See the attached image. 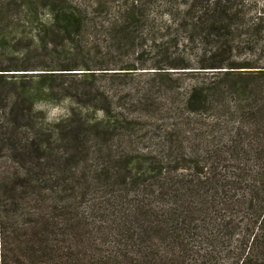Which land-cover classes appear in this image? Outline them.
<instances>
[{
	"label": "trees",
	"instance_id": "obj_1",
	"mask_svg": "<svg viewBox=\"0 0 264 264\" xmlns=\"http://www.w3.org/2000/svg\"><path fill=\"white\" fill-rule=\"evenodd\" d=\"M230 3L123 0L107 26L97 0L27 3L51 17L38 21L44 48L105 33L131 48L151 8L170 17L147 25L153 46L164 30L204 48L194 65L154 72L164 103L148 113L143 99L82 84L136 69L39 70L0 39V264H264V64L233 58L243 18ZM263 32V16L246 23ZM172 73L194 82L184 96ZM64 99L76 108L56 121L36 110Z\"/></svg>",
	"mask_w": 264,
	"mask_h": 264
},
{
	"label": "rangeland",
	"instance_id": "obj_2",
	"mask_svg": "<svg viewBox=\"0 0 264 264\" xmlns=\"http://www.w3.org/2000/svg\"><path fill=\"white\" fill-rule=\"evenodd\" d=\"M101 9V19L105 26L109 22L118 20L121 13L123 0H97ZM31 0H15L9 10L0 12V39L5 38L7 48L16 51L10 57L20 58L25 51L30 52L31 61L36 64L39 70H52L59 72L64 68L73 70L84 69L90 66L91 69H120L129 67L136 69V74H129L125 77L117 74L116 71H96L95 80L83 81V85L95 86L108 91H118L124 96L127 95V103H135L136 100L143 99V108L146 112H152L153 108L163 105V84L166 81L163 77L156 78L155 73L158 68H171L172 65L180 62H189L194 65L195 59L203 51L202 38L197 37L194 51L190 52L188 44L184 41V35L178 42H172L168 34L161 30L156 39L155 46L150 43L147 25L155 24L157 29H162L166 23H170L167 13L156 8H151L146 12V25L140 30V42L129 48L125 40L120 36L111 34L110 40L106 33L97 40H86L75 42L74 44L61 43L49 45L44 48L38 43L36 33L39 29L38 21L49 24L51 17L47 12L40 10L27 11V3ZM230 6L239 14L243 20L239 22L240 35L229 37L230 46L233 47V58L236 60H259L264 64V32L258 38L250 37L245 33L247 22H253L259 16L264 18V0H231ZM1 58H8L4 54ZM80 73L72 71L68 73ZM169 72H181V70L169 69ZM66 73V72H65ZM173 78L180 77V81L173 83L176 91L184 96L193 85L189 76H179L181 73H172ZM81 79V78H80ZM83 79V78H82ZM171 85V83H168ZM5 104V103H4ZM36 110L46 112L49 120L56 121L65 117L71 108H76L73 101L64 99L56 104H36ZM97 117L101 118V111L97 112Z\"/></svg>",
	"mask_w": 264,
	"mask_h": 264
},
{
	"label": "clouds",
	"instance_id": "obj_3",
	"mask_svg": "<svg viewBox=\"0 0 264 264\" xmlns=\"http://www.w3.org/2000/svg\"><path fill=\"white\" fill-rule=\"evenodd\" d=\"M51 115H55V112H53L52 114H50V117L49 118H51Z\"/></svg>",
	"mask_w": 264,
	"mask_h": 264
}]
</instances>
